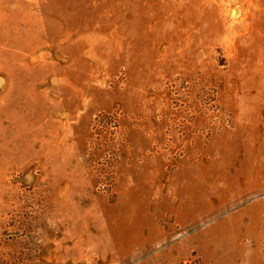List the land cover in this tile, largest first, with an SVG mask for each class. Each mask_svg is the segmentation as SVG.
<instances>
[{"label": "rangeland", "instance_id": "374dc122", "mask_svg": "<svg viewBox=\"0 0 264 264\" xmlns=\"http://www.w3.org/2000/svg\"><path fill=\"white\" fill-rule=\"evenodd\" d=\"M0 264H264V0H0Z\"/></svg>", "mask_w": 264, "mask_h": 264}]
</instances>
